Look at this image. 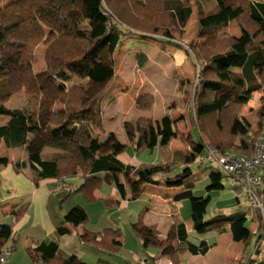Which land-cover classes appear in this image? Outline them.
<instances>
[{"label":"trees","instance_id":"trees-1","mask_svg":"<svg viewBox=\"0 0 264 264\" xmlns=\"http://www.w3.org/2000/svg\"><path fill=\"white\" fill-rule=\"evenodd\" d=\"M102 1L108 6V10L103 6L99 10L104 30L94 34L86 27L85 14L73 8L78 0H0V117L8 118L7 123L0 126V145L4 142L8 149H22L27 153L28 162L15 164V169L19 171L29 166L36 184L42 180L60 181L71 188L70 192L81 195L87 205L98 202L95 193L103 185L114 186L125 198L128 187L122 180L123 176L131 181L130 201L137 200L147 185L182 187L176 201H190L193 233L188 231L179 216H174L170 232L176 241L159 246L162 251L170 249L169 255L173 257L181 253L206 256L213 246L204 236L212 231L223 235L227 229L231 232L232 241L245 243L246 248L258 236L255 252L259 253L260 243L264 240V214L257 211V232L248 227L249 219L253 222L249 218L250 209L254 208L251 205L247 210L218 214L207 220L205 216L211 197L195 194L196 174L192 166L197 165L198 171L210 167L207 190L221 191L224 189V176L220 169L216 170V164L207 160L209 149L220 155L231 153L251 157L257 139L264 132L262 128L257 134L253 133L251 125L240 116L241 107L252 100V95L264 91V0H216L217 6L209 12L202 8L201 3L197 4L199 37L218 32L233 21L242 23L244 36L201 46L192 43L188 49L174 39L171 42L169 36L170 27L183 30L194 14L190 1ZM154 5L168 16L166 24L161 25L156 19L149 20L143 14L142 10ZM131 7H135L133 12ZM138 11L141 15L137 17L144 21L145 26L141 20L135 21L134 13ZM129 39L153 41L163 49L168 45L180 48L187 56L194 57L193 66L201 78L193 114L189 118L191 128L195 126L197 129V139L182 134L178 125L183 119L170 115L160 122L141 119L136 124V151H152L161 146L162 160L158 164L126 165L118 158L120 146H113L111 152L102 153L99 135L104 131L101 105L104 94L89 99L85 88L72 84L73 78L101 82L110 77L112 69L95 75L90 60L96 62V56L107 47L114 51L115 41L122 46ZM40 45L45 46V68L35 72L36 49ZM140 57L144 65L146 58ZM23 91L30 101L28 106L8 108L6 105L10 99ZM153 104V97L145 96L137 106L141 111H150ZM174 140H180L186 150L167 149ZM0 163L7 165L8 161L0 159ZM79 174L82 175L79 186L66 180ZM224 175L232 186L244 193L230 175ZM258 193L264 203V181ZM104 202L107 208L119 206V201ZM26 210L27 206H21L11 213L18 219ZM146 212L140 213L134 228L143 235L149 236V232L150 236H157L156 226L146 230L143 222ZM65 221L85 226L89 221L86 208L80 205L72 208L65 215ZM59 232L69 234L70 230L60 227ZM84 234L86 245L100 252L104 248L115 249L121 235L120 230L111 228L102 233L85 231ZM10 241H15L13 228L0 226V255ZM147 245L145 240L144 246ZM29 254L34 264H88L77 256L64 257L56 243L37 245L29 250ZM254 259L248 263L242 259L238 264H264V259ZM97 264L108 263L99 259Z\"/></svg>","mask_w":264,"mask_h":264},{"label":"rangeland","instance_id":"rangeland-1","mask_svg":"<svg viewBox=\"0 0 264 264\" xmlns=\"http://www.w3.org/2000/svg\"><path fill=\"white\" fill-rule=\"evenodd\" d=\"M194 6V14L189 19L187 25L183 30L170 27L169 40L174 39L188 49L190 44L195 43L197 46H201L206 43H213L219 41H226L230 39H242L244 33H242V23L233 21L229 25L221 28L218 32L210 34L206 37L198 36V24H197V4L201 3L202 8L209 12L217 6L216 0H188ZM103 6L108 10L107 3L102 0H78L73 8L80 10L86 16V27L94 34H100L104 30L102 27L103 19L99 17L100 7ZM148 7V6H147ZM152 7V6H151ZM123 8V7H122ZM135 7H131L130 10L133 12ZM158 5H154L152 8L142 10L146 18L149 20H158L161 25L167 23L168 16L162 11ZM141 15L134 13L136 20H141L137 16ZM145 26L144 21H140ZM159 23V24H160ZM247 27V26H246ZM118 41H115L114 51H110L109 48H105L99 55L96 56V62L90 60V64L95 69V75H99L101 71L105 69H112L110 77L106 78L101 82L95 81H82L79 78H73L72 84L82 86L87 90L89 99L94 98L99 94H104L102 101V119L103 115L105 121L104 131L100 133L99 139L103 141L107 138L106 133L113 134L116 137L123 136L124 132L129 136V140L133 141L136 133V124L141 119L152 120L160 117L165 108L168 111L172 110V115L175 119H183L184 123L180 124L179 130L185 136L190 138L188 133L192 127L190 123V116L193 114L194 109V98L198 91L199 84L201 82L198 69L194 68L193 64L195 59L193 56H187L180 48L172 45L166 46L163 49L158 43L153 41H141L137 39H129L122 46H119ZM226 44V43H225ZM45 50L44 45H40L36 49L37 62L35 64V72H40L45 68L43 61V53ZM144 54L147 58L146 64L141 66L140 55ZM172 59L175 64L172 63ZM175 68L171 67L174 66ZM177 67V68H176ZM145 96L153 97L154 104L150 111L139 110L137 104ZM30 101L25 91L20 94L14 95L9 103L6 105L10 109H22L26 108ZM149 112V113H147ZM147 114L150 116L148 117ZM147 116V117H142ZM240 116L244 118L250 125L253 133H258L264 128V91L256 92L252 95V100L241 107ZM181 117V118H180ZM4 120L0 119V125ZM262 124V125H261ZM179 126V125H178ZM262 126V127H261ZM107 129V131H106ZM110 130L113 132H110ZM192 137L198 138V132L194 126L191 130ZM203 136V135H202ZM204 141L207 140L203 136ZM238 139L236 138V146L239 145ZM119 141V139H117ZM120 142V141H119ZM173 146L179 148L181 146L180 140L173 141ZM183 146V145H182ZM185 148V147H184ZM180 150H186V149ZM51 152V151H50ZM235 152V151H231ZM49 153V151H48ZM140 156H143V152H140ZM236 153V152H235ZM148 154V152L146 153ZM180 166L182 164H179ZM215 167V165H213ZM195 177L197 196L203 195L202 191L206 192V186L208 184H200V182L209 175L211 168L205 167L198 171V166H192ZM216 168V167H215ZM218 168V167H217ZM216 170H219V168ZM224 176L223 185L226 189L225 193L211 192L212 201L207 208L206 219H211L218 214L230 213L225 211L224 213H218L217 209L234 207L237 201L229 202L223 194H229L232 192V182L226 178V176L219 170ZM73 185H76L78 180H70ZM81 181H79L80 183ZM102 194L110 196L114 186L103 185L101 189ZM73 198L67 201V209L69 210L76 206L87 207L88 205L82 201V196L75 199L76 195H72ZM147 196H140L139 202L131 205L130 209L127 208H107L105 202L94 203L91 205L90 220L85 225L88 230L94 233L103 232L107 227L117 231L120 230V238L118 241L124 242L122 244L117 243L115 249L110 250L104 248L102 252L94 250V255H85L82 261L88 264H97L99 259L106 261L108 264H157V256L162 253L166 256L167 263L165 264H238L242 259L247 263L255 258V261L264 259V240L260 243V251L257 256L255 252L256 241L258 236L250 244L249 248H246V244H236L232 241L231 232L228 231L226 234L219 235L217 232L212 231L207 233L204 238L208 243L213 246L211 251L206 256H192L189 253L180 254V256H171L170 249L162 251L159 248L160 244L174 243L176 238L171 234L172 226L168 224L165 229L157 232V236H151L146 239L148 244L157 246H150L145 248V238L140 232L136 231L134 224L139 221V215L142 211L147 210L149 207V201ZM146 198V199H145ZM241 204L243 206L250 205L244 198H241ZM71 205H74L71 207ZM90 208V207H89ZM190 201L183 203L182 209L180 208V219L189 226L191 234L193 233L192 222H191V209ZM252 208V207H251ZM112 209V210H110ZM122 209V210H121ZM110 210V211H108ZM68 211V210H67ZM259 213L254 208L250 209L249 218H253L254 225L249 219L248 227L253 232H257L259 229ZM254 226V227H253ZM147 234L150 235L149 232ZM195 236V235H193ZM153 237H156L153 239ZM117 247V249H116ZM86 248V247H85ZM246 248V249H245ZM88 253V252H87ZM89 254V253H88ZM162 254V255H163ZM150 258H154L153 260ZM146 260L149 262L146 263ZM253 261V263L255 262ZM245 262V263H246Z\"/></svg>","mask_w":264,"mask_h":264},{"label":"crops","instance_id":"crops-1","mask_svg":"<svg viewBox=\"0 0 264 264\" xmlns=\"http://www.w3.org/2000/svg\"><path fill=\"white\" fill-rule=\"evenodd\" d=\"M193 16V15H192ZM191 16V17H192ZM140 56H146L141 54ZM141 58V57H140ZM147 62V58L145 59ZM172 63L175 64L172 59ZM146 64V63H145ZM144 64V65H145ZM142 61H141V66ZM175 68L174 66H171ZM177 68V67H176ZM149 113V112H147ZM166 115H170L172 118H175L172 115V110L165 112V108L163 109V113L160 117L154 120V122H160ZM149 117L150 115L147 114ZM142 116V117H147ZM181 118V117H180ZM0 119L4 120L3 124H6L8 118L0 117ZM103 119L105 121L104 115ZM103 121V122H104ZM184 123V120L180 121V124ZM0 125V126H2ZM104 125V123H103ZM106 127V126H105ZM104 127V128H105ZM136 127V126H135ZM192 128L189 129L188 133L191 136ZM107 131V129H106ZM110 132H113V130ZM107 138H105L101 142V152L109 153L113 149L114 146H120L121 152L118 158L126 165L132 166H140L142 164H158L162 160V147L158 146L154 150H145L143 152V156H140V152L136 151V139L137 132L135 133V138L133 141L129 140V136L124 132L123 136L116 137L113 134H109V131L106 133ZM119 139V141H117ZM176 141V140H174ZM173 141L167 146V149L171 151H176L184 148L181 144L179 148L173 146ZM148 152V154H146ZM0 159H6L8 161L7 165H2L0 163V226H11L13 228V232L15 234V241H10L7 247L13 248V254L8 262V264H34L33 259L29 254V250L40 245L42 243H56L59 246V251L64 257L77 256L79 259H83L85 255H94L93 251L88 245H86V236L85 231L90 230L87 229L86 226L76 223H68L65 221V215L71 210L69 207L67 209V201L73 198V194L76 195L75 199H79L81 195H77L74 192H70L71 188H64L61 185L60 181L57 180H42L38 184L35 183L33 179V173L29 166L25 169L16 170L15 164L28 162V155L22 149H8L6 148L4 142L0 145ZM182 167V166H181ZM193 169V168H192ZM81 174L77 177L66 179L70 184L72 183L70 180H78L77 186L82 183ZM123 182L127 184V195L125 198H122L118 193L117 189L114 188L111 190L110 196L107 194H102L104 190H98L95 193L96 198L98 199L97 203H101L102 201H119L118 208H127L130 209L131 205L138 203L139 198L135 201H130L131 191L129 188L130 179L125 176L122 177ZM79 181H81L79 183ZM209 182L208 176L200 182V184H207ZM195 187V191H196ZM72 191V190H71ZM182 191V187L176 186H167V187H158L155 185H147L145 190L140 195L141 197L146 195L147 200L149 201V207H147V212L144 216V225L146 230L149 227L156 226L157 232L165 229V226L168 224L170 227L174 224V216H180V208L182 209L183 201H176V196ZM206 192L202 191V197H211V192H221L225 193L226 189L224 187L221 191H208L207 186L205 189ZM240 190L233 186L232 192L229 194H223L224 198L226 197L227 201L232 202L234 199L237 201V204L234 207L228 208H219L217 209L218 213H224L225 211H230V213L237 212L240 210H247V205L243 206L241 204V198H244L248 205L250 202L244 196V193H240ZM145 198V199H146ZM82 201L83 198H82ZM210 201V203H211ZM209 203V205H210ZM208 205V207H209ZM27 206L26 212L18 219L12 215V210L16 207ZM74 205H71L73 207ZM90 207V208H89ZM207 207V208H208ZM121 209V210H122ZM68 210V211H67ZM89 220L91 213V205H88V209L86 207ZM112 210V209H110ZM108 210V211H110ZM228 211V212H229ZM226 213V214H230ZM255 218V217H253ZM251 218V219H253ZM254 225V221L252 222ZM187 226V224H186ZM60 227H67L70 230L69 234H61L59 232ZM254 227V226H253ZM109 228V227H107ZM106 228V229H107ZM112 229V228H111ZM188 231L189 226H187ZM252 230V229H251ZM229 229H227V232ZM94 233V232H93ZM143 235V233H140ZM145 240L150 238L149 235H143ZM158 237V236H156ZM156 237H153L155 239ZM145 242V241H144ZM120 244L124 243L119 241ZM238 244H243L238 243ZM150 246H154L148 244V248ZM86 247V248H85ZM158 248L157 246H154ZM159 249V248H158ZM89 254H88V253ZM163 254V253H162ZM158 255L157 264H165L166 256ZM154 259V258H150ZM149 260H146V263Z\"/></svg>","mask_w":264,"mask_h":264},{"label":"built area","instance_id":"built-area-1","mask_svg":"<svg viewBox=\"0 0 264 264\" xmlns=\"http://www.w3.org/2000/svg\"><path fill=\"white\" fill-rule=\"evenodd\" d=\"M207 160L216 164L224 174L230 175L234 184L243 188L244 196L252 206L264 214L263 199L258 193L262 189L264 181V132L257 139L255 151L251 157H240L231 153L220 155L209 149ZM61 185L63 184L61 183ZM63 187L68 188L67 185H63ZM12 254V247H6L0 255V264H8Z\"/></svg>","mask_w":264,"mask_h":264}]
</instances>
